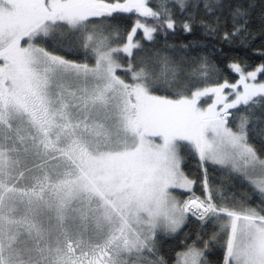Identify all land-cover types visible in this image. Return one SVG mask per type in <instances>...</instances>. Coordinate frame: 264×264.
I'll use <instances>...</instances> for the list:
<instances>
[{"label":"snow or ice","instance_id":"snow-or-ice-1","mask_svg":"<svg viewBox=\"0 0 264 264\" xmlns=\"http://www.w3.org/2000/svg\"><path fill=\"white\" fill-rule=\"evenodd\" d=\"M200 7L215 16L223 5L0 0V264H166L158 234L176 233L189 215L219 225L212 240L223 241L222 264H264V65L246 72L233 63L237 82L210 86L206 59L184 78L134 39L142 31L154 42L175 30L172 9ZM121 13L137 17L125 36L113 25ZM247 15L233 10L225 41L243 35ZM194 22L189 14L183 30ZM182 149L198 156L203 197ZM208 166L241 174L259 204L218 192ZM175 189L191 195L179 200ZM201 243L185 245L177 264H206Z\"/></svg>","mask_w":264,"mask_h":264},{"label":"trees","instance_id":"trees-1","mask_svg":"<svg viewBox=\"0 0 264 264\" xmlns=\"http://www.w3.org/2000/svg\"><path fill=\"white\" fill-rule=\"evenodd\" d=\"M158 0H151L154 5ZM197 2V0H192ZM201 4L204 0H198ZM210 3H219L223 7L216 11L215 16L207 15L200 7L193 10V13L181 14L176 9H172L177 24L175 30H168V33L160 32L156 35L154 42H149L143 38L142 31L137 33L134 38L138 40L145 49L151 51L153 48L161 56H167L172 66L180 71L184 78H188L193 67L190 65L194 61L206 59L208 64L214 69V75L209 85L223 83L227 80L229 83H236L239 74L230 69L233 63L239 64L245 71L254 70L258 65H264V0H208ZM171 6V5H170ZM237 7L247 12L246 24L237 25L244 28L243 35L230 42L224 40V33L233 30L232 12ZM189 14H194L195 22L192 32H185L182 28L184 21ZM218 18V19H217ZM134 14H116V20L113 21L114 30L119 31L121 36L130 31L135 24ZM211 25L212 28L218 29L215 34H209L207 29L202 25ZM115 46V45H114ZM76 62H85L82 57L68 56ZM91 63V61H89ZM264 80V73L260 74ZM237 113V110H232ZM256 123L262 121L257 116ZM232 124V118L229 121ZM257 149L260 148L259 138L251 140ZM182 167L184 172L190 178L196 181L198 187L195 194L203 197L201 180L203 179V169L200 167L198 156L191 154L188 150L182 149ZM264 159V153H261ZM213 169L218 173L216 179L220 184L226 182L234 183L233 192L227 193L229 197L235 195L237 204L243 203L245 206L256 207L259 204L258 194L242 175L224 170L219 166H208L209 171ZM212 179V177L210 176ZM182 200L187 199L190 193L177 191ZM224 194V190L222 191ZM226 195V194H225ZM219 225L215 222H201L191 215L188 216L184 225L176 233L161 232L158 234L156 248L157 257L162 258L166 264H177L178 254L185 251V245L195 244L203 248L202 241H208L209 247L206 251V264H222L223 249L222 240L213 241L212 237L218 233Z\"/></svg>","mask_w":264,"mask_h":264},{"label":"rangeland","instance_id":"rangeland-1","mask_svg":"<svg viewBox=\"0 0 264 264\" xmlns=\"http://www.w3.org/2000/svg\"><path fill=\"white\" fill-rule=\"evenodd\" d=\"M135 15V14H134ZM135 18L137 19L136 15H135ZM260 66H262V64L258 65L254 70H251V71H255L257 68H259ZM261 73H258V76H257V82H264V80L261 79V76H260ZM227 91V90H226ZM207 100V98H205ZM208 103H210L211 101L210 100H207ZM203 106H207V104L205 103ZM231 120V117L229 118V121ZM230 126V125H229ZM263 159V158H262ZM221 167V166H219ZM183 168V167H182ZM223 168L224 170H228V171H231V169L229 168H224V167H221ZM184 171V170H183ZM233 172V171H231ZM233 173H236V172H233ZM186 174V173H185ZM238 175H241L239 173H237ZM187 175V174H186ZM218 173H216L215 170L213 169H210L209 171V182L210 184H212L214 186L215 189L218 190V192L222 193V191L224 190V194L228 195L227 193L229 192H233V186H234V183L232 182H226L222 184L219 183V181L216 179ZM210 176L212 177V179L210 178ZM190 178V177H189ZM192 179V178H191ZM194 180V179H193ZM198 189L197 185L195 184L194 187H193V191L196 192ZM177 191H182V192H185L184 190L182 189H175L173 190V194L177 197V199L179 200H182V197L179 195V193ZM191 194V193H190ZM243 204V203H241Z\"/></svg>","mask_w":264,"mask_h":264}]
</instances>
